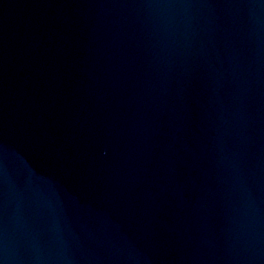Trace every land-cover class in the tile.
I'll return each instance as SVG.
<instances>
[{"label": "water", "instance_id": "water-1", "mask_svg": "<svg viewBox=\"0 0 264 264\" xmlns=\"http://www.w3.org/2000/svg\"><path fill=\"white\" fill-rule=\"evenodd\" d=\"M132 264H264V0H170Z\"/></svg>", "mask_w": 264, "mask_h": 264}]
</instances>
